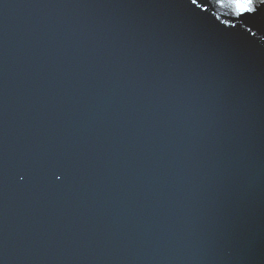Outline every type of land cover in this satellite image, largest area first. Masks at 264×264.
Here are the masks:
<instances>
[{"label": "water", "instance_id": "1", "mask_svg": "<svg viewBox=\"0 0 264 264\" xmlns=\"http://www.w3.org/2000/svg\"><path fill=\"white\" fill-rule=\"evenodd\" d=\"M0 0V264H264V4Z\"/></svg>", "mask_w": 264, "mask_h": 264}, {"label": "snow or ice", "instance_id": "2", "mask_svg": "<svg viewBox=\"0 0 264 264\" xmlns=\"http://www.w3.org/2000/svg\"><path fill=\"white\" fill-rule=\"evenodd\" d=\"M234 4L237 14L251 13L256 11L254 8V0H231ZM192 3H196V0H192ZM259 3L264 4V0H259Z\"/></svg>", "mask_w": 264, "mask_h": 264}]
</instances>
